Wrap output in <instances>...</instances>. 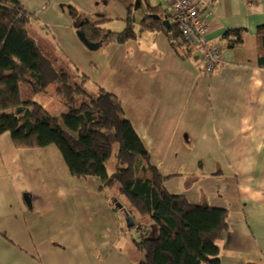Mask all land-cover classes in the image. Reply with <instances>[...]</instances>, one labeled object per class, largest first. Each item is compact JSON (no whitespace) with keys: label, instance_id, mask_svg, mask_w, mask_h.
Returning a JSON list of instances; mask_svg holds the SVG:
<instances>
[{"label":"crops","instance_id":"1","mask_svg":"<svg viewBox=\"0 0 264 264\" xmlns=\"http://www.w3.org/2000/svg\"><path fill=\"white\" fill-rule=\"evenodd\" d=\"M18 1L33 15L27 30L45 56L121 101L166 189L227 210L221 264H264V0H215L201 10L204 45L179 51L168 36L171 0ZM82 24L116 33L131 24L137 36L92 51ZM227 34L242 44L231 47ZM207 46L222 51L212 74ZM103 48L107 57L98 60L93 53ZM118 192L103 190L97 177H73L57 147L17 149L4 133L0 264H138L131 228L114 206Z\"/></svg>","mask_w":264,"mask_h":264},{"label":"trees","instance_id":"2","mask_svg":"<svg viewBox=\"0 0 264 264\" xmlns=\"http://www.w3.org/2000/svg\"><path fill=\"white\" fill-rule=\"evenodd\" d=\"M32 17L18 0H0V136L9 133L17 149L55 146L73 177H97L103 190L118 186L117 201L136 222L131 229L139 236L134 241L142 255L138 264H221L218 242L228 230L227 210L192 205L171 194L121 101L97 84L88 87L91 79L77 69L58 70L28 33ZM143 25L157 29L146 20ZM81 29L87 40L101 44H126L137 36L131 24L120 33L97 24ZM168 36L177 51L191 45L177 24ZM232 37L226 36L231 47L242 44L240 35ZM22 83L32 95L54 85L66 113L54 116L31 95L22 101ZM152 224L159 238L148 241Z\"/></svg>","mask_w":264,"mask_h":264},{"label":"built area","instance_id":"3","mask_svg":"<svg viewBox=\"0 0 264 264\" xmlns=\"http://www.w3.org/2000/svg\"><path fill=\"white\" fill-rule=\"evenodd\" d=\"M176 15V24L182 35L191 44L204 45V35L207 27L203 23L201 10L206 9L215 0H171ZM221 48L219 46H207L202 58L206 72L212 74L216 65L221 61Z\"/></svg>","mask_w":264,"mask_h":264},{"label":"rangeland","instance_id":"4","mask_svg":"<svg viewBox=\"0 0 264 264\" xmlns=\"http://www.w3.org/2000/svg\"><path fill=\"white\" fill-rule=\"evenodd\" d=\"M110 45V44H109ZM46 50L50 51L48 47H45ZM51 54L50 57H52V61L54 60V54L53 53H48ZM96 56H99L97 59L100 60H104V58L107 57V52L106 50L103 48L97 52L93 53ZM55 64V63H54ZM56 67L60 68L58 70H61L62 67L64 68V66H60L59 64H55ZM104 68L100 71V76L104 77V71H105V65H103ZM66 70V68H64ZM106 69L108 70V66L106 67ZM94 84H96L93 80H89L88 83V87L93 86ZM30 87L29 84L26 83H22L21 84V92L23 93V98L26 101V97L25 94H27L30 91ZM55 86L52 85L48 88L46 93H38V94H33V96L31 97L32 100L39 102L40 104H42V106H44L48 111H50L54 116L61 118L62 114L66 113V108L59 102V100L56 98L55 94ZM115 163V159L113 158L109 163H108V167H109V171L112 172L113 170V165ZM230 181H232L231 178H227L225 179V183L226 185H229ZM118 186L116 187H112L111 189H117ZM113 191V190H112ZM119 195L121 197L124 198V195L120 194ZM131 234L132 236H134L135 240L139 239V236L136 229H131Z\"/></svg>","mask_w":264,"mask_h":264},{"label":"water","instance_id":"5","mask_svg":"<svg viewBox=\"0 0 264 264\" xmlns=\"http://www.w3.org/2000/svg\"><path fill=\"white\" fill-rule=\"evenodd\" d=\"M80 37H81L83 43L86 45V47L92 51L98 50L102 45L101 43L90 42L89 40L86 39L84 34H81ZM113 202H114L115 207L120 211V213L122 214V216L126 220L127 227L128 228L135 227L136 222H135L134 218L130 216L129 212L127 211L126 208H124L122 203L118 202L117 200H114ZM150 228H151V232H150L149 236L147 237V240L148 241H155L159 238L158 227L156 224H152L150 226Z\"/></svg>","mask_w":264,"mask_h":264}]
</instances>
